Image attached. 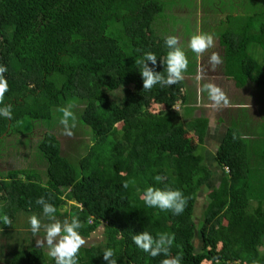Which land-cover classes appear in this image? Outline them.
<instances>
[{
    "label": "trees",
    "instance_id": "trees-1",
    "mask_svg": "<svg viewBox=\"0 0 264 264\" xmlns=\"http://www.w3.org/2000/svg\"><path fill=\"white\" fill-rule=\"evenodd\" d=\"M166 8L163 0H0V64L8 68L9 85L4 103L13 113L10 120L0 118V144L44 128L36 144L44 170L28 165L0 172V212L12 221L0 223V236L11 239L12 250L0 246V264H54L29 237L31 215L41 220L37 234L51 222L35 203L40 196L56 206L57 219L78 216L85 240L102 230L101 242L81 247L79 264H107L106 247L113 248L117 264H160L163 253L151 257L132 242L143 230L173 234L169 255H180L181 264H264V116L252 129L243 124L242 110L241 120L227 125L214 155L223 174L196 224L198 193L213 177L200 153L209 120L191 116L198 110L196 91L184 79L143 90L135 63L151 51L155 70H163L164 37L172 35ZM218 40L223 75L236 89L252 86L264 98V7L248 16L230 14ZM187 57L184 75H192L196 56ZM117 90L122 97L113 102ZM69 103L75 126L86 128L92 142L77 164L62 155L54 135L64 128L58 109ZM148 186L180 189L187 198L184 211L147 207L142 193ZM17 226L29 236L13 233Z\"/></svg>",
    "mask_w": 264,
    "mask_h": 264
},
{
    "label": "rangeland",
    "instance_id": "rangeland-1",
    "mask_svg": "<svg viewBox=\"0 0 264 264\" xmlns=\"http://www.w3.org/2000/svg\"><path fill=\"white\" fill-rule=\"evenodd\" d=\"M167 6L166 10L163 14L166 15L167 20V28L168 31L172 35H178L182 39V46L184 47V50L187 55H195L191 52L190 49L186 46V41L188 40L189 36L191 34H194L198 32V26L201 25L200 30L202 32H206L207 29H210V33L213 34L214 38H218V36L222 33L224 30V22L218 23L215 20H217V15L219 14H232V13H242V15H250L251 9H259L260 6H263V3H261L262 0H163ZM253 1V2H252ZM201 13H209L212 14V19L206 23V21H203L200 19L197 21V17L201 15ZM228 15V16H229ZM217 24L214 28L212 25L208 27L210 24ZM216 42V41H215ZM193 60V59H192ZM205 62L204 58L201 56L199 59V70H198V76H200L201 72L203 75L199 78L202 81L209 80L216 85H218L226 94L229 100V104L231 109H226L227 106H225V109L222 108V106L216 108L217 111H213L212 109L208 107L210 104V101H203L198 99V94L196 93V99L195 95L193 94L194 90L197 91L198 84L194 82V80H190L192 82H188L189 79L187 77H184L185 84L188 87V90L193 91L192 93H189V96L191 94V97H189L190 101L196 102L194 103L198 110L192 112L191 116H198L199 114H203L207 116L208 118H218V114L223 113L222 111H225V113H228L230 110H235L234 113H236L237 107L239 106H245V113L252 121V125H258L261 121V118L264 116V113L262 112L264 106L259 107V104L264 105V98H259L260 94H257V92L254 90L252 86L246 87L244 89H236L232 82H228L223 78V74L221 71L218 70H211V65L204 64ZM209 72L211 75H209ZM195 73V72H194ZM194 73L192 75H194ZM197 76V78H198ZM212 78V80H211ZM207 83V82H206ZM256 95V96H255ZM111 99L113 102H119V100L122 97L121 90H117L116 92L112 93ZM258 100V103H257ZM263 100V101H261ZM206 106L208 108H206ZM232 106V107H231ZM180 109L179 106L176 107V109ZM178 109V110H179ZM182 114V123L184 124L188 118L184 117L185 114H183V109L180 110ZM258 112V113H257ZM224 115V114H223ZM222 116V114H221ZM220 122L221 121H216ZM215 122V123H216ZM214 122H211L213 124ZM37 125V124H35ZM223 125L225 128L228 125V121L226 120ZM223 128V129H225ZM28 132L27 135H13L9 136L7 139H4L3 142L0 144V171L6 172L13 169H19V168H27L28 165H33L38 170L42 171L44 170V167L41 166L39 163L40 153H38V149H36L37 140L41 138L44 132V128H42V125L37 126L35 131L33 128L26 129ZM86 128L75 126L72 129V135L68 136L64 134V128L57 127L55 129L54 135L57 137L61 144V150L62 155L68 158L72 163L77 164L79 163V159L86 153V150L88 147L92 144L91 139L88 135H86L85 132ZM29 131L32 132L30 135ZM220 131L218 129L212 130L211 133H209L204 141V144L200 147V153L204 157L205 163L208 165V167L211 168L213 172V177L209 182V185H207L204 189H202L197 196L196 199V205H195V211H194V221L197 224L199 222L200 217L202 216V212L206 208V205L208 203V193L210 191V188H213L217 185L219 182L221 176H222V170L219 166L216 165V162L214 160V155L216 152V149L220 145ZM260 151H264V146L259 147ZM259 154V153H258ZM23 157V160H22ZM26 160V162L24 161ZM26 220L20 221L21 225H24ZM17 229L15 228L12 232L16 233V231H20L22 234L20 238L22 237H28L29 235L26 234L25 229L22 226H17ZM11 232V233H12ZM18 233V232H17ZM44 234H36L30 235L31 237V243L36 245L37 239H42ZM197 238H199V235H197ZM12 239H14V234H12ZM103 239L102 237V230L98 229V231L95 232V234L90 238L85 240L86 243L84 245H90V244H96L98 242H101ZM8 237H1L0 236V246H4L5 252L12 251L11 249H7L8 243H11ZM197 250L200 249L201 243H198V240L196 241ZM41 248V247H40ZM43 251L47 252V247L42 248ZM264 250V249H263ZM4 252V254H5Z\"/></svg>",
    "mask_w": 264,
    "mask_h": 264
},
{
    "label": "clouds",
    "instance_id": "clouds-1",
    "mask_svg": "<svg viewBox=\"0 0 264 264\" xmlns=\"http://www.w3.org/2000/svg\"><path fill=\"white\" fill-rule=\"evenodd\" d=\"M164 46L167 48L165 55L159 57V62L163 66L162 71H156L157 55L151 51L143 52L141 58L136 60L138 71L142 78L143 90H150L153 86L160 87L172 86L177 84L184 78V73L188 70L189 59L186 55L181 38L178 35H167L164 37ZM214 46V36L211 33L196 32L191 34L187 40V48L191 50L198 58L207 49ZM151 62L152 66H149ZM209 63L215 65L221 63L219 53L213 52L209 57ZM8 68L4 64H0V118L11 119L13 116L12 105L4 103V94L8 91L9 85L4 73ZM203 75L201 72L198 79ZM204 89L207 92L210 108H218L229 104L228 97L224 91L215 83H206ZM72 104L62 106L58 110L62 113L60 124L64 127V134L71 136L72 129L75 127L76 116L72 111ZM154 179L161 180V176L157 174ZM125 188L128 182L125 181ZM144 204L150 208H156L160 211H170L173 215H180L187 204V198L178 188L164 186L163 188L148 186L142 193ZM41 206L43 216L49 219V223L43 225L44 236L37 239L38 247H47V255L54 261V264H79L78 252L86 243L80 229L82 227L78 216H72L70 219L65 218L62 221L57 219L55 213L56 206L49 202L44 196H40L35 201ZM0 223L3 225H11L12 221L6 212H0ZM30 231L35 236L41 230V220L37 215H31L28 219ZM174 236L168 232H161L153 235L149 231L143 230L132 236L134 245L147 253L151 257H156L161 253L164 258L160 264H181L182 257L180 255H169L173 244ZM103 259L107 264H117L114 259V250L106 247L103 250Z\"/></svg>",
    "mask_w": 264,
    "mask_h": 264
},
{
    "label": "flooded vegetation",
    "instance_id": "flooded-vegetation-1",
    "mask_svg": "<svg viewBox=\"0 0 264 264\" xmlns=\"http://www.w3.org/2000/svg\"><path fill=\"white\" fill-rule=\"evenodd\" d=\"M236 14H238V13H232L231 15L236 16ZM228 15L229 14H219V15H217L218 17H216L218 19L215 20V21L218 22V23L226 22ZM212 17H213L212 14H209V13H201V15H199L196 20L199 21L200 19H202V23H203V21H206V23H207L210 20V18L212 19ZM211 23L212 22H210V24L208 25V27L210 25H212ZM218 23L217 24H214L213 23L212 27L214 28L216 25H218ZM200 27H201V25L199 24V26H198V29H199L198 32H202L200 30ZM209 31H210V29H207L206 30V33H210ZM181 43H182V39H181ZM186 46H187V41H186ZM213 52L219 53V55L221 57V63L215 65V67H213L209 63V57H210V55ZM201 56L205 60V62H203L204 64H207L208 66L211 65L210 66L211 68L213 67L211 70H214L215 71V70H218L219 69V71H221L222 74H223L224 48L220 45L218 38H214V46L212 48H210V49H207L203 54H201ZM201 56L199 58L196 56V62H197V64H196L195 74L194 75H186L185 74L184 77H187L189 79L188 82H192V81H190L192 79V80H194V82H196V84H198L197 85L198 88H197L196 93L198 94V99L201 100V98H202V102H203V101H207L208 100L207 92L204 89V85L206 84V82L209 83L210 81L209 80L202 81V80H200V79L197 78V76H198V70H199V59L201 58ZM210 73H212V72H209V75H211ZM223 78L225 80H227L228 82H231V80H228L224 75H223ZM211 80H212V78H211ZM211 83H214V81L212 80ZM206 108H208V107L206 106ZM222 108L225 109V106H222ZM211 109H212V114H213V111H217L216 108H211ZM222 112L223 113L218 114V118H220V116L222 114V117L220 119H222V121L225 122L226 121V118H225V115H223L224 114V111H222ZM0 172H3V171H0Z\"/></svg>",
    "mask_w": 264,
    "mask_h": 264
},
{
    "label": "crops",
    "instance_id": "crops-1",
    "mask_svg": "<svg viewBox=\"0 0 264 264\" xmlns=\"http://www.w3.org/2000/svg\"><path fill=\"white\" fill-rule=\"evenodd\" d=\"M168 24V23H167ZM166 26H168V25H166ZM234 85V84H233ZM232 107V106H231ZM226 109H231L230 108V105H227V107H226ZM236 109H239V110H237L236 111V113H234V111L235 110H230L228 113H225V111H224V115H225V118H226V120L228 121V124H230V122L231 121H233V120H241V111L243 110V112H244V116H245V118H244V120H243V124H246V123H249V128H252V123H251V119L250 118H248V116L246 115V113H245V106H239V107H237ZM262 111H264V109L262 110ZM258 113V112H257ZM205 116V115H204ZM207 119H209V128H208V130H207V134H206V136L209 134V133H211L212 132V130H214V129H218V131H220V138H221V141H222V139H223V137H224V134L226 133V130H227V127L225 128V126L223 125V121H222V119H220L222 116H220V118H208L207 116H205ZM220 119V120H219ZM216 121H222L221 123L220 122H216ZM211 122H214L213 124H211ZM216 122V123H215ZM223 128H225V129H223ZM253 129V128H252ZM245 130V129H244ZM243 132H245V131H243ZM242 134H244V133H242ZM221 141H220V143H221Z\"/></svg>",
    "mask_w": 264,
    "mask_h": 264
}]
</instances>
